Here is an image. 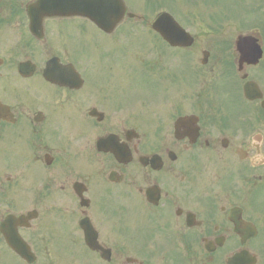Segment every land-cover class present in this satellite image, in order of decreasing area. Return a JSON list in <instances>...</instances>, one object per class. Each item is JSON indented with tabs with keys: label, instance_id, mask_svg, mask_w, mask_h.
<instances>
[{
	"label": "flooded vegetation",
	"instance_id": "af4514ba",
	"mask_svg": "<svg viewBox=\"0 0 264 264\" xmlns=\"http://www.w3.org/2000/svg\"><path fill=\"white\" fill-rule=\"evenodd\" d=\"M37 3L0 0V264H264V29L202 65Z\"/></svg>",
	"mask_w": 264,
	"mask_h": 264
},
{
	"label": "rangeland",
	"instance_id": "374dc122",
	"mask_svg": "<svg viewBox=\"0 0 264 264\" xmlns=\"http://www.w3.org/2000/svg\"><path fill=\"white\" fill-rule=\"evenodd\" d=\"M251 2L252 0H245L242 2L243 11L251 7ZM130 3L139 4V0H130ZM170 3L171 2H169V5L163 6L161 10L174 12L176 20L191 34L197 37L195 55L198 58H200V50L208 46V40L211 36V34L208 35V31L221 30L226 27L230 30L228 27H233L236 23L235 20H232L224 24V22L220 20H223L226 10L231 11L235 8L238 9V1L231 0L228 4H212L210 0H177V3ZM234 3L236 4L232 6ZM137 10L151 17L158 11L154 13V11L147 8L146 5L140 6ZM161 10L159 9V11Z\"/></svg>",
	"mask_w": 264,
	"mask_h": 264
},
{
	"label": "water",
	"instance_id": "95a60500",
	"mask_svg": "<svg viewBox=\"0 0 264 264\" xmlns=\"http://www.w3.org/2000/svg\"><path fill=\"white\" fill-rule=\"evenodd\" d=\"M92 0H83V7ZM97 13L95 12L96 15ZM97 22L101 23L100 20ZM106 21V20H105ZM103 22V21H102ZM154 29L158 31L173 46H189L193 40L177 25V23L168 15H163L155 23Z\"/></svg>",
	"mask_w": 264,
	"mask_h": 264
}]
</instances>
